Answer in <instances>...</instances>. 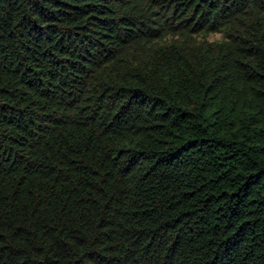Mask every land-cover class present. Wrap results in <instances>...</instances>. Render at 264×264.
Segmentation results:
<instances>
[{"label": "trees", "instance_id": "1", "mask_svg": "<svg viewBox=\"0 0 264 264\" xmlns=\"http://www.w3.org/2000/svg\"><path fill=\"white\" fill-rule=\"evenodd\" d=\"M0 264H264V0H0Z\"/></svg>", "mask_w": 264, "mask_h": 264}, {"label": "rangeland", "instance_id": "2", "mask_svg": "<svg viewBox=\"0 0 264 264\" xmlns=\"http://www.w3.org/2000/svg\"><path fill=\"white\" fill-rule=\"evenodd\" d=\"M209 40H219L221 35L219 33H212L208 36Z\"/></svg>", "mask_w": 264, "mask_h": 264}]
</instances>
